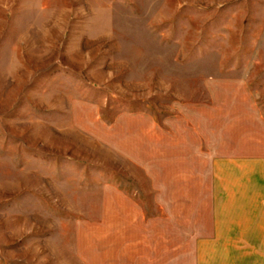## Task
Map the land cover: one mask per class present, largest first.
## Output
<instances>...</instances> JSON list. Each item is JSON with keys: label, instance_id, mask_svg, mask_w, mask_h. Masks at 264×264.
Wrapping results in <instances>:
<instances>
[{"label": "rangeland", "instance_id": "1", "mask_svg": "<svg viewBox=\"0 0 264 264\" xmlns=\"http://www.w3.org/2000/svg\"><path fill=\"white\" fill-rule=\"evenodd\" d=\"M261 121L264 0H0V264L209 262L206 156Z\"/></svg>", "mask_w": 264, "mask_h": 264}, {"label": "crops", "instance_id": "2", "mask_svg": "<svg viewBox=\"0 0 264 264\" xmlns=\"http://www.w3.org/2000/svg\"><path fill=\"white\" fill-rule=\"evenodd\" d=\"M125 121L123 117L118 121L120 127ZM248 129L233 135L231 148L229 142L225 144L222 127L220 131L217 127L216 136L212 133L216 141L210 146L212 154L206 156L214 198L209 216L212 227L200 238L207 241L202 244V259L206 249L213 253L205 264H264V121ZM119 131L120 140L114 146L122 151L124 132ZM204 137L209 144V135Z\"/></svg>", "mask_w": 264, "mask_h": 264}]
</instances>
